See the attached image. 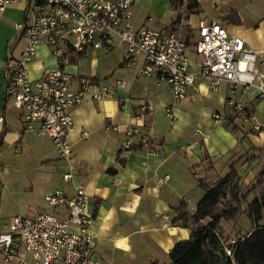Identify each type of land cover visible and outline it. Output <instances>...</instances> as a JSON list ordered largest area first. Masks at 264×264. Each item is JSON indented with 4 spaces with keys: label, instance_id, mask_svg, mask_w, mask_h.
Here are the masks:
<instances>
[{
    "label": "crops",
    "instance_id": "obj_1",
    "mask_svg": "<svg viewBox=\"0 0 264 264\" xmlns=\"http://www.w3.org/2000/svg\"><path fill=\"white\" fill-rule=\"evenodd\" d=\"M163 1L170 6L174 0ZM195 2L196 12L184 24L187 35H183L188 56H192L191 72H198L201 61L192 46L200 22H217L229 33L241 37L258 56H264V0ZM136 3L131 7L134 28L156 29L152 20L147 22L148 18L138 24L133 22L132 8ZM24 8L22 2L9 7L0 20L2 61L20 56L22 38L17 40L19 32L9 24L24 21ZM18 45L21 47L17 52ZM122 60L123 53L115 46L105 51L87 50L64 66L67 73L103 82L113 91L111 99L101 102L87 95L72 109L74 129L68 141L74 158L70 163L58 158L49 139L32 133L21 134L18 112L10 113L11 109H7V102H4L5 85L0 70V116L5 119V124L0 126V201L2 196L10 195L9 188L17 183V193L23 191L39 196L33 208L26 207L20 216L56 214L44 197L55 190L70 196L74 187L80 186L89 199L93 216L90 226L94 237L93 253L99 264H170V251L178 242L188 240L191 232L190 228L172 223L176 217L175 208L183 201L187 214L193 215L203 195L197 187V179L206 176L208 162L213 173L218 175L227 170L232 157L243 155L241 162L252 161L264 151V135H253L252 124L243 123L233 113L228 103L229 84L222 83L214 92L207 80L199 79L196 91L190 90L183 100L174 102L171 93L155 76L150 79L137 77V71L144 64L142 55L128 69L123 68ZM56 66L57 61L48 49L39 47L36 57L25 67L29 79L34 81L46 69ZM117 80L124 82L125 87H116ZM233 98L243 106L246 114L264 123V100L254 90L243 94L237 89ZM142 106L146 107V113L141 112ZM166 108L173 109V120L166 117ZM214 113L220 116V123L212 119ZM146 123L149 126L144 132ZM130 125L144 132L148 141L142 143L140 135L135 134L130 138L131 146L125 149V132ZM108 127H115L116 131ZM82 132L88 133V139L82 138ZM11 155L21 158L17 161L20 167L37 170L36 179H27L22 172L11 176L9 168L4 166V163H11ZM206 158L208 160L204 161ZM68 172L72 174L70 182L63 180ZM0 264L11 263H5L0 257Z\"/></svg>",
    "mask_w": 264,
    "mask_h": 264
},
{
    "label": "built area",
    "instance_id": "obj_2",
    "mask_svg": "<svg viewBox=\"0 0 264 264\" xmlns=\"http://www.w3.org/2000/svg\"><path fill=\"white\" fill-rule=\"evenodd\" d=\"M137 0H0V20L7 8L25 4V18L15 25L22 35L23 48L18 59H0L3 71L4 99L11 101L19 114L21 134L32 133L50 140L58 158L70 163L74 156L68 141L74 129L71 111L87 95L93 101L113 97L110 87L100 81L74 76L64 71L71 55L87 50L105 51L118 46L123 53L122 66L130 68L139 55L144 58L137 77L155 76L171 93L174 102L183 100L188 91L197 90L199 79L207 80L210 89L218 91L229 84L228 103L243 123H251L252 131L264 135V123L245 113L234 100L237 89L245 94L254 90L264 100V56L249 49L244 40L229 33L215 21L200 22L193 48L201 57L198 72L189 70L187 41L182 34L147 26L134 28L131 7ZM186 4L187 0H183ZM39 47L48 49L57 66L46 69L38 80H30L26 64ZM115 86L124 88L117 80ZM146 113L145 106L140 108ZM165 115L173 120V109ZM212 119L220 123L217 113ZM5 119L0 116V126ZM146 123L144 132L148 129ZM116 131V128H109ZM130 125L125 132L123 148L131 146L130 138L139 134L142 143L147 136ZM83 139L89 135L82 132ZM70 182L72 174L63 175ZM2 187L0 184V193ZM56 214L40 213L35 217L12 216L0 230V257L11 264H99L94 257V237L90 233L93 216L84 189L74 187L66 196L55 190L44 197ZM62 216H59L61 215Z\"/></svg>",
    "mask_w": 264,
    "mask_h": 264
},
{
    "label": "trees",
    "instance_id": "obj_3",
    "mask_svg": "<svg viewBox=\"0 0 264 264\" xmlns=\"http://www.w3.org/2000/svg\"><path fill=\"white\" fill-rule=\"evenodd\" d=\"M174 2L176 3V0ZM196 7L195 0H188V10H195ZM80 56L82 54L71 55L69 64ZM233 127L236 128L235 125ZM1 140L2 134L0 146ZM242 159L243 155L232 157L223 176L214 174L212 180L206 177L197 179V187L203 195L197 202L193 215L187 214L186 203L183 201L175 208L176 217L172 223L190 228L191 232L188 240L178 242L170 251V264H264V225L259 224L264 218V194L250 203L248 217L254 226L253 230L232 247L231 257L225 255L216 233L220 220L234 216L236 206L242 200L240 176L237 171ZM208 164L207 171H213L211 164ZM204 220H208L206 224L202 223Z\"/></svg>",
    "mask_w": 264,
    "mask_h": 264
},
{
    "label": "rangeland",
    "instance_id": "obj_4",
    "mask_svg": "<svg viewBox=\"0 0 264 264\" xmlns=\"http://www.w3.org/2000/svg\"><path fill=\"white\" fill-rule=\"evenodd\" d=\"M174 1L170 3V6H166V3L163 0H139V2H135L136 4L132 8L133 22L138 24L142 20L148 18L147 22L152 20L153 27L160 30L162 28L161 26H163L164 23H167L171 18L170 22L166 24L163 29L167 32L182 34V36L187 35L184 24L187 22L191 14L196 12V10H188V0L186 4H184L183 0H176V3ZM16 18H18V15L15 16V19ZM4 20L7 21V19ZM196 22L193 24H197ZM14 24H16V22L11 21L9 26L14 29ZM20 47L21 46L18 45L16 48L17 52ZM190 62H192V56H189V65ZM6 107L9 110L11 109L10 113L16 111L11 101L7 102ZM251 133L253 135L257 134L256 132ZM39 137L44 138L43 136ZM19 159L21 158L11 155V163H4V166L9 168L11 176L16 177L22 172L26 175L27 179H36L37 170L30 171L29 166L20 167L19 163H17ZM237 171L240 176L239 185L242 200L239 205L236 206L237 211L235 215L230 218L221 219L216 230L224 253L229 257H231L232 247L239 243L243 238H246L249 232H251L249 230H253V225L248 217V212L250 203L254 199H259L264 194V151H261L252 161H242L239 164ZM226 172L227 170L225 169L223 173L218 175L223 176ZM214 174L213 171H206L205 177L212 180ZM18 181L19 180H16V182ZM18 187L19 184H13V187L11 186L9 188L10 195L6 198H2L3 196L1 197L0 229H2L4 223H7L9 216L24 214L26 207L33 208V202L39 199V196L36 194L28 195L27 193L29 192L22 191V193H17ZM4 201L6 202L5 205ZM39 201H41V199ZM220 209H222L221 206ZM259 224L264 225V218Z\"/></svg>",
    "mask_w": 264,
    "mask_h": 264
},
{
    "label": "water",
    "instance_id": "obj_5",
    "mask_svg": "<svg viewBox=\"0 0 264 264\" xmlns=\"http://www.w3.org/2000/svg\"><path fill=\"white\" fill-rule=\"evenodd\" d=\"M23 32H24V29H22L19 34H18V37H17V40L19 41L23 35Z\"/></svg>",
    "mask_w": 264,
    "mask_h": 264
}]
</instances>
